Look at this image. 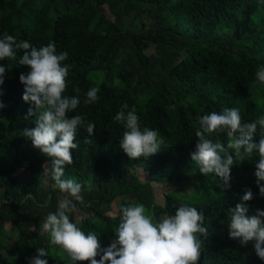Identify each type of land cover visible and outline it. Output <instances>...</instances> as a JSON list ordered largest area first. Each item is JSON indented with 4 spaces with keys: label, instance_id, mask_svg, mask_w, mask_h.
Instances as JSON below:
<instances>
[{
    "label": "trees",
    "instance_id": "trees-1",
    "mask_svg": "<svg viewBox=\"0 0 264 264\" xmlns=\"http://www.w3.org/2000/svg\"><path fill=\"white\" fill-rule=\"evenodd\" d=\"M4 32L36 47L55 42L58 53L69 54L65 95L80 99L69 115H82L96 125L92 137L78 129L79 147L62 177L83 185L84 203L73 201L76 208L70 214L83 231H95L107 247L115 239L122 207L142 203L154 217L156 212L173 215L181 203H188L204 212L208 231L199 264H264L254 242L241 246L229 238L228 228V209L241 202L245 189L254 194L246 202L248 214L264 210L255 183L256 154L235 161L228 188L214 174L205 183L200 172H188L203 115L237 107L242 122L248 123L264 114V100L257 94L264 85L255 77L264 58L250 54L258 51L257 37L264 36V0H0V35ZM21 54L16 61H0L8 69L0 85L5 105L0 109V264H29L37 248L54 247L50 242L41 247L46 237L40 234V222L60 199L71 198L45 184L53 180L51 158L23 135L35 125L34 118L25 119L32 105L22 99L19 75L29 69L18 64ZM91 87L99 89V99L85 104ZM124 103L135 110L141 128L163 137L158 153L134 160L124 153V128L114 121ZM259 137L258 128L254 141ZM85 138L92 143H84ZM210 138L225 147L228 142L226 133ZM137 171L150 178L141 180ZM191 176L197 185L188 196L164 192L155 211L151 181L179 184ZM23 222L32 226L27 242L12 235Z\"/></svg>",
    "mask_w": 264,
    "mask_h": 264
},
{
    "label": "clouds",
    "instance_id": "clouds-1",
    "mask_svg": "<svg viewBox=\"0 0 264 264\" xmlns=\"http://www.w3.org/2000/svg\"><path fill=\"white\" fill-rule=\"evenodd\" d=\"M29 71L19 75L24 85L22 99L32 105L25 119L34 118V127L25 128L23 135L32 146L51 158V176L61 192L71 198L58 201L54 212H49L40 222V234H48L50 243L59 246L71 264H199L208 236L204 212L188 203H181L173 215L154 219L142 203H132L120 209V222L114 230L115 239L107 247H102L95 231L85 232L70 219L75 210L73 201L84 203L81 195L83 185L76 178L62 179L64 166L71 165L78 129L84 128L92 137L96 125L82 115H69L80 104L78 95L68 96V73L71 65L68 52H57L55 42L50 41L40 47L28 41L17 40L4 32L0 35V61H16ZM8 69L0 65V85L5 82ZM256 80L264 85V65L255 73ZM76 93L80 89L74 87ZM99 89L91 87L86 93L85 104L97 102ZM5 105L0 102V109ZM124 103L116 113L114 121L124 128L120 147L130 159L149 157L158 153L164 139L157 130L141 128L140 118L135 110H128ZM200 128L195 132L197 142L190 156L199 172L208 176L214 174L223 180L222 188L230 187L231 167L236 160L250 159L255 153V183L259 196L264 197V115L252 122H242L240 109L225 107L220 112L213 111L199 120ZM260 130L258 141L254 134ZM226 133L227 145L210 138L212 134ZM84 143L92 140L85 138ZM232 151L229 152L228 150ZM223 153V155H221ZM254 198L251 188L245 189L241 202L229 208V238L239 240L241 246L254 242L256 255L264 260V210L255 209L248 214L246 202ZM49 256L45 248H37V254L29 259V264H48L43 257ZM99 257V259H97Z\"/></svg>",
    "mask_w": 264,
    "mask_h": 264
},
{
    "label": "rangeland",
    "instance_id": "rangeland-1",
    "mask_svg": "<svg viewBox=\"0 0 264 264\" xmlns=\"http://www.w3.org/2000/svg\"><path fill=\"white\" fill-rule=\"evenodd\" d=\"M105 12H106V15H108V12L107 11H105ZM257 19H258V15H255V20H257ZM257 40H258V43H257L256 48L258 49V51H256V52L252 51L250 54L254 57H257V58H264V36L257 37ZM147 51H150V50H147ZM95 74L97 76L100 75V73H98V72H91L90 73V75H95ZM257 94H258L259 98L263 101L264 100V86L262 87V90L257 92ZM189 167H190V169L188 170V172L199 173L198 166L195 165V163H191V165ZM138 173H139L138 177L141 180L150 178V175H147L144 172L137 171V174ZM199 175L201 176V181H202L203 180L202 178L204 175H202L201 173ZM211 175H213V174H211ZM211 175L208 178H207V176H204L205 177V183L211 179ZM162 183L163 182H161V181H158V182L151 181L150 182L151 191H152V201H153V204L155 207L154 208L155 211L162 204V196H163L164 192L170 193V194H173L176 196H181L182 194H184V195L186 194V196H188L191 193L190 191H192L193 188L197 185V181H196L194 176L189 177L187 180H185L179 184H173L170 182L165 183V184H162ZM45 184H47L48 187H54V188L58 187L56 185L55 181L50 180V179L45 180ZM29 189L31 190L30 187H29ZM197 189H200V187H198ZM162 216H163V214L156 212L154 219L159 220V218H161ZM76 222H78V224H79V221L75 220L74 223H76ZM22 225H23V227L20 228V231L18 233L12 232V235L14 236V238H16L20 242H27L29 239L27 232L32 228V226L30 223L26 224L24 222ZM4 226H5V229H7V224ZM43 236L46 237V241H45V239H43V241L40 242L41 247H45V245L47 246V244L50 242V237L48 236L47 233H45ZM45 249L48 251L49 256L43 257L44 259L54 260L56 262L63 261L64 264H68V261L70 259L68 258L67 254L65 252H63V250L59 246H54V247L49 248V249L46 247Z\"/></svg>",
    "mask_w": 264,
    "mask_h": 264
}]
</instances>
